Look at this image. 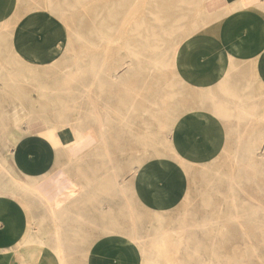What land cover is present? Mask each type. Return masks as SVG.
Returning <instances> with one entry per match:
<instances>
[{
    "label": "rangeland",
    "instance_id": "374dc122",
    "mask_svg": "<svg viewBox=\"0 0 264 264\" xmlns=\"http://www.w3.org/2000/svg\"><path fill=\"white\" fill-rule=\"evenodd\" d=\"M95 2L0 0V7L11 12L0 20V135L17 126L48 130V138L71 140L74 126L79 127L80 142L85 136L101 144L123 142L124 147L104 150L113 149L125 156V235L131 236L134 230L139 239L135 244L150 256L148 263L140 255L145 262L141 264H264V157L257 158L260 146H253L255 140L264 144V114L237 120L248 128L237 130L239 138L236 130L232 133L241 144L239 152L228 147L219 162L189 170V192L180 186L188 166L184 158L176 157V165L169 164L177 174L183 200V210L177 213L180 233L157 238L146 235L156 229L148 227L146 233L139 226L142 213L128 188L133 176L136 182H143L146 176L153 185L157 174L166 171L157 159L170 151L174 119L185 111L187 91L173 71V60L178 44L204 24L203 0H171L169 12L152 10L150 0H126L125 45L110 41L113 32L97 28ZM163 5H167L165 0ZM26 26L38 27V34L43 32L36 39L29 37V50L16 52L32 67L19 64L9 45L17 42L16 34ZM57 42L63 47L51 61ZM41 43L49 44L47 51H40ZM35 51L38 57H31ZM36 62L49 65L33 68ZM91 65L103 66L106 73L115 68L119 81L106 74L90 87L92 80L87 77L83 82L89 90L86 97H67L65 85L82 91L78 82L66 80L67 74ZM156 157V162L147 161ZM138 166L143 170H137ZM223 176L234 178L231 190ZM231 195L236 199L234 204L224 200Z\"/></svg>",
    "mask_w": 264,
    "mask_h": 264
},
{
    "label": "crops",
    "instance_id": "0c3cea01",
    "mask_svg": "<svg viewBox=\"0 0 264 264\" xmlns=\"http://www.w3.org/2000/svg\"><path fill=\"white\" fill-rule=\"evenodd\" d=\"M203 4L204 24L178 44L173 60L187 88L185 111L177 118L183 128L170 137L169 153L159 157L168 164L181 157L189 164L180 184L188 192L189 170L215 164L228 147L241 146L232 133L248 128L237 120L264 114V0ZM10 14L0 7V20ZM36 28L16 34L17 42L9 44L13 54L32 47L26 43L31 35H43ZM40 45L47 51L49 44ZM48 65L36 62L33 68ZM27 130L13 126L0 135V264H141L138 246L125 235V156L104 150L125 144L87 136L74 144L48 138V130ZM143 179L128 182L142 213L139 226L156 229L146 234L155 238L175 235L183 210L176 172H159L153 185Z\"/></svg>",
    "mask_w": 264,
    "mask_h": 264
},
{
    "label": "bare ground",
    "instance_id": "6f19581e",
    "mask_svg": "<svg viewBox=\"0 0 264 264\" xmlns=\"http://www.w3.org/2000/svg\"><path fill=\"white\" fill-rule=\"evenodd\" d=\"M125 1L126 0H96V2H95V4H93V5H95V8H93L94 10H96V14H97V28H99V29H102V30H108V32H113L112 33V35H111V39H110V41L112 40V42L113 43H119V42H121V43H123L124 45H125ZM139 0H132V3H134V2H138ZM153 2V4H154V6L152 5V10H155V11H170L171 9H170V2H171V0H165L166 1V6H164L163 5V3H164V0H150V2ZM178 2H181V1H178ZM158 3H160L161 5L160 6H157V4ZM92 8V7H91ZM59 11V10H58ZM103 15V16H102ZM95 16V15H94ZM102 16V17H101ZM33 26L36 24V20L34 19V17L32 16V19H31V22H30ZM42 25H43V23H42ZM138 25V24H137ZM44 26V25H43ZM205 27V26H204ZM95 28V27H94ZM137 28V27H136ZM139 28V27H138ZM38 33V32H37ZM106 38H109L108 36L106 37ZM8 39V38H7ZM99 39H102V37L100 38L99 37ZM105 39V38H104ZM103 39V40H104ZM5 40H6V38H5ZM109 40V39H108ZM7 41V40H6ZM95 41V40H94ZM0 43H2V40H0ZM8 43V42H7ZM109 43V42H108ZM123 45V46H124ZM63 47V45H62V43L61 42H57L56 44H54V46H53V49H52V52H51V56H50V60L51 61H53V60H55L56 59V56L58 55V53H59V51L61 50V48ZM124 48V47H123ZM127 51V50H126ZM119 52V51H118ZM123 52V51H122ZM131 52V51H130ZM39 52H37V51H35L33 54H32V56L31 57H38L37 56V54H38ZM116 53V52H115ZM125 53V52H124ZM119 55V54H118ZM117 55V56H118ZM135 56H137L136 54H134ZM22 56V55H21ZM21 56H19V57H21ZM176 56V55H175ZM123 58H120V61L122 60ZM175 59V58H174ZM114 60V59H113ZM147 60V59H146ZM120 61H118V63L120 62ZM121 65H120V67H122V66H124L125 65V62H123V63H120ZM169 64V63H168ZM103 65V64H102ZM105 65V64H104ZM112 65V64H111ZM119 65V64H118ZM157 65V64H156ZM163 66V65H162ZM77 67V66H76ZM124 68V67H123ZM123 68H122V70H123ZM117 69V68H116ZM146 69V68H145ZM156 69V68H155ZM71 70V69H70ZM120 70V69H119ZM108 72V71H107ZM152 72V71H151ZM108 75V77L110 78H112V79H117L118 78V74L115 72V68L114 69H111L108 73H106L105 71H104V68H103V66H96V67H94V66H86L85 68H76L73 72H71V73H68L67 74V76H66V80L67 81H76V82H78L80 85H81V87H82V91L81 90H77V89H75L73 86H67V85H65V94H66V96L67 97H72V99H75V97L77 96V98L76 99H78V98H81V97H83V96H85V94L87 93V92H89V90H86V88H85V86H84V84H83V82L85 81V80H87V77H91V79L90 80H92V82H91V84H90V87H91V85L92 84H95V82H97V81H99V79H100V77L101 76H104V75ZM151 74V73H150ZM107 75H106V77H107ZM120 77V76H119ZM123 78H125V77H123ZM108 80V79H107ZM110 80V79H109ZM118 81H119V78H118ZM113 82H115V81H113ZM108 83H110V82H108ZM107 83V84H108ZM118 83V82H117ZM116 83V84H117ZM88 84V83H87ZM119 84V83H118ZM169 84V83H168ZM120 87V86H119ZM144 88V87H143ZM191 88V87H190ZM118 89V88H117ZM151 89V88H150ZM150 89H149V91H150ZM169 89V88H168ZM193 89H194V87H193ZM114 90V89H113ZM199 90V89H198ZM42 91V90H41ZM43 92V91H42ZM194 92H196V91H194ZM81 93V94H80ZM84 94V95H83ZM81 95V96H80ZM88 95V94H87ZM168 95V94H167ZM86 97V96H85ZM193 97H194V95H193ZM223 97V96H222ZM224 98H226V97H224ZM230 98V97H229ZM63 99V98H62ZM86 99V98H85ZM194 99V98H193ZM230 99H232V98H230ZM61 100V99H60ZM187 100H189V99H187ZM194 100H196V97H195V99ZM228 100V99H227ZM235 100V99H234ZM234 100H233V102H234ZM241 100H242V98H241ZM71 101V100H70ZM183 101H185V100H183ZM221 101V100H220ZM229 101V100H228ZM246 101V100H245ZM69 102V101H68ZM73 102H74V100H73ZM135 102V101H134ZM208 102V101H207ZM219 102V101H218ZM232 102V103H233ZM78 103V102H77ZM216 103V102H215ZM238 103V102H237ZM83 104H84V102H83ZM141 104V103H140ZM182 104V103H181ZM181 104H179V105H181ZM229 104V103H228ZM238 104H240V103H238ZM237 104V105H238ZM245 104H246V102H245ZM245 104H244V106H245ZM98 105V104H97ZM133 105H135V104H133ZM184 105V104H183ZM231 105V104H230ZM233 105V104H232ZM236 105V104H235ZM185 106H186V104H185ZM197 106H198V104H197ZM196 106V107H197ZM206 106V105H205ZM204 106V107H205ZM208 106V105H207ZM234 106V105H233ZM243 106V105H242ZM247 106V105H246ZM252 106V105H251ZM67 107V106H66ZM74 107H75V105H74ZM152 107V106H151ZM149 108V107H148ZM207 108V107H206ZM206 108H205V110H206ZM236 108H238V107H236ZM257 108V107H256ZM149 109H151V108H149ZM209 109V108H208ZM225 109V108H224ZM229 109H230V107H229ZM238 109H240V108H238ZM237 109V110H238ZM153 110V109H152ZM236 110V109H235ZM202 111V110H201ZM240 111V110H239ZM243 111V110H242ZM258 111V110H257ZM64 111H62V113H63ZM161 112V111H160ZM197 112V111H196ZM244 112H246V111H244ZM242 114V113H241ZM66 115V114H65ZM64 115V116H65ZM243 115V114H242ZM242 115H241V117H242ZM64 116L62 117L63 119H65L64 118ZM128 117V116H127ZM61 118V119H62ZM177 118L178 117H176L175 119H174V122H175V124L173 125V130H171V135L173 134V133H176V132H178L179 131V129H182L183 127H182V123L180 122V121H178L177 120ZM239 118V117H238ZM249 118V117H248ZM254 118V117H253ZM62 119V120H63ZM77 119V118H76ZM96 119L98 120V118L96 117ZM244 119V118H243ZM65 121H66V119H65ZM64 121V122H65ZM173 122V123H174ZM239 122V121H238ZM31 124V123H30ZM28 125V124H27ZM246 125V124H245ZM73 126V125H72ZM238 129H239V127H237ZM163 129V128H162ZM172 129V128H171ZM28 131V130H27ZM79 127H74L73 126V130H72V136H71V140L73 141L74 140V144H77V143H80V137H79ZM81 131V130H80ZM81 134V133H80ZM82 134H83V131H82ZM144 135V134H143ZM236 137L237 138H239L240 137V133L237 131L236 132ZM161 137V136H160ZM162 138V137H161ZM253 138V137H252ZM50 139H53V136H50ZM81 140H82V138H81ZM165 140V139H164ZM169 140H170V137H169ZM171 141V140H170ZM235 141V140H234ZM240 142V141H239ZM253 142V141H252ZM165 143H167L166 141H165ZM256 143H257V149H258V147L260 146V148L258 149L259 150V153H257L256 155V157L257 158H263L264 157V144H263V146H262V144L261 145H259V142L258 141H256ZM252 144V143H251ZM255 144V143H254ZM159 145H160V143H159ZM238 145V144H237ZM236 145V146H237ZM169 146V145H168ZM240 146V145H239ZM248 146L250 147V145L248 144ZM233 147H235V146H233ZM255 147V146H254ZM237 148V147H236ZM236 148H234V149H236ZM240 148V147H239ZM233 149V148H232ZM254 149H256V148H254ZM9 150V149H8ZM160 150V149H159ZM238 150H240V149H238L237 148V152H239ZM246 150V149H245ZM175 151V150H174ZM226 151V150H225ZM233 151V150H232ZM254 151V150H253ZM236 152V154H238ZM249 152V151H248ZM250 152L252 153V151L250 150ZM133 153V152H132ZM232 153V152H231ZM223 154H224V152H223ZM235 154V155H236ZM253 154V153H252ZM172 155H174V154H172ZM232 155V154H231ZM229 156V155H228ZM237 156V155H236ZM231 158H233L232 156H231ZM235 158V160H237V158L238 157H234ZM156 159H157V157H156ZM183 160V159H182ZM2 161H3V159H2ZM219 162V161H218ZM235 162V161H234ZM157 164L158 165H160V167L163 169V170H166V171H169V170H172V167H171V165H169V164H167V163H165V162H162V160L161 159H157ZM151 165V164H150ZM149 165V166H150ZM176 165V164H175ZM189 165V164H188ZM1 167V166H0ZM151 167V166H150ZM112 168H113V166H112ZM145 168H147V169H150L148 166H146ZM179 168V167H178ZM183 168V167H182ZM142 169V166H138V168H137V170H141ZM220 169V168H219ZM235 169V168H234ZM65 170V169H64ZM77 170V169H76ZM79 170V169H78ZM113 170V169H112ZM143 170V169H142ZM218 171V170H217ZM220 171V170H219ZM12 172V171H11ZM142 172H144V171H142ZM146 173H147V171H145ZM148 172H151V171H149L148 170ZM113 173V172H112ZM114 174V173H113ZM228 174V173H227ZM235 175V174H234ZM11 176V175H10ZM12 176H14V175H12ZM118 176V175H117ZM235 177V176H234ZM16 178V177H15ZM223 178H224V180H225V182H228V184H229V186H230V189L229 190H231V185H234V178H230V179H228L226 176H223ZM15 180V179H14ZM14 180H13V182H14ZM17 180V179H16ZM236 180H238V179H236ZM115 181V180H114ZM116 182V181H115ZM10 183V182H9ZM17 183V182H16ZM152 183H154V180L152 181ZM20 184V183H19ZM115 184H117V183H115ZM24 186L26 185V186H28L27 184H23ZM226 185V184H225ZM259 185V184H258ZM257 185V186H258ZM228 186V185H227ZM239 186V185H238ZM122 187V186H121ZM236 188H237V186H235ZM260 187V186H259ZM116 188H117V186H116ZM119 189V188H118ZM264 189V188H263ZM120 191V190H119ZM39 193V192H38ZM122 193V192H121ZM232 193V192H231ZM122 195V194H121ZM120 195V196H121ZM36 196V195H35ZM123 197V196H122ZM223 198V197H222ZM221 198V199H222ZM224 200H228L231 204H234L235 202H236V199H235V197L234 196H232L231 195V197H229V198H227V197H225V199ZM40 201V200H39ZM127 203V202H126ZM126 205V204H125ZM127 207V206H126ZM33 208H35V207H33ZM40 209V208H39ZM51 209V208H50ZM41 210V209H40ZM58 210V209H57ZM30 211V210H29ZM54 211V209H51V212H53ZM130 211V210H129ZM259 211V210H258ZM42 212V211H41ZM55 212H53V214H54ZM248 213V212H247ZM49 214V213H48ZM53 214H51V215H53ZM255 214V213H254ZM41 215V214H40ZM131 216H133V215H131ZM250 217V216H249ZM52 218V217H51ZM54 218H55V215H54ZM261 218V217H260ZM232 220V219H231ZM57 222V221H56ZM215 222H217V221H215ZM41 223V222H40ZM54 223V222H53ZM218 223V222H217ZM46 224V223H45ZM214 224V223H213ZM256 224V223H255ZM59 225V224H58ZM56 226L55 228L57 229V227H59V226ZM34 226V225H33ZM55 226V225H54ZM181 226V225H180ZM203 226H205V225H203ZM202 226V227H203ZM219 226V225H218ZM133 227V226H132ZM134 228V227H133ZM38 229V228H37ZM138 229V228H137ZM182 229H183V227H182ZM52 230H53V228H52ZM58 231H59V229H58ZM64 231V230H63ZM182 230L179 228L178 229V233H180ZM214 231V230H213ZM32 232V231H31ZM132 232V235L131 236H128V240L131 242V243H137V241L139 240L138 238H137V236H136V234L134 233V230H132L131 231ZM30 233V232H29ZM28 233V234H29ZM31 234V233H30ZM178 235V234H177ZM51 236V235H50ZM142 236V235H141ZM158 236V235H157ZM30 237V236H29ZM32 238V237H31ZM30 238V240H32ZM176 238H177V236H176ZM179 238H180V235H179ZM28 239V238H27ZM38 240V239H37ZM67 240V239H66ZM57 241V240H56ZM60 241V240H59ZM36 242V241H35ZM149 243V242H148ZM58 244V243H57ZM56 244V245H57ZM65 244V243H64ZM176 244V243H175ZM58 246V245H57ZM66 246V245H65ZM135 246V245H134ZM60 247V246H59ZM61 247H64V246H61ZM70 247V246H69ZM64 248H66V247H64ZM67 248H68V246H67ZM139 248V253H140V255H142V256H144L145 257V259H146V262H148V260L150 259V256L147 254V253H145V251H144V249L143 248H140V247H138ZM61 250V249H60ZM69 251V250H68ZM213 251V250H212ZM151 253V252H150ZM56 254H58V253H56ZM255 255V254H254ZM63 256V255H62ZM201 257V256H200ZM232 258V257H231ZM144 259V260H145ZM34 260V259H33ZM33 262H35V261H33ZM144 261H142V263H143ZM65 263V262H64ZM145 263V262H144ZM149 263V262H148ZM155 263V262H154ZM179 263V262H178ZM151 264V263H150ZM212 264V263H211Z\"/></svg>",
    "mask_w": 264,
    "mask_h": 264
}]
</instances>
